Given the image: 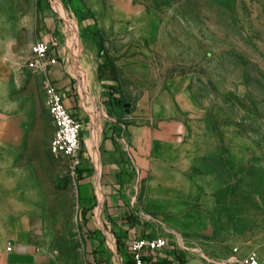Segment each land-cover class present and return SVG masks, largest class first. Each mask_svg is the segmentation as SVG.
<instances>
[{
  "label": "rangeland",
  "instance_id": "374dc122",
  "mask_svg": "<svg viewBox=\"0 0 264 264\" xmlns=\"http://www.w3.org/2000/svg\"><path fill=\"white\" fill-rule=\"evenodd\" d=\"M5 1L14 18L60 3L61 37L72 53L58 62L77 66L79 38L94 34L109 63L100 70L120 85L119 113L128 108L134 123L165 122L174 131V171L159 168L173 190H160L147 207L138 197L131 208L143 231L152 230L145 236L168 238L159 254L174 264H240L255 253L264 264V0H122L117 13H100L91 28L65 0ZM97 2L84 0V8ZM71 172L69 158L46 153L47 190L75 193ZM93 215L101 222L103 209ZM51 224V244L33 249L46 251L54 264H86L77 227ZM117 245L108 247L111 255L119 249L111 262L123 264Z\"/></svg>",
  "mask_w": 264,
  "mask_h": 264
},
{
  "label": "crops",
  "instance_id": "0c3cea01",
  "mask_svg": "<svg viewBox=\"0 0 264 264\" xmlns=\"http://www.w3.org/2000/svg\"><path fill=\"white\" fill-rule=\"evenodd\" d=\"M121 1L112 0L106 9L98 0L90 11L84 0H61L89 28L100 13H117ZM6 7L0 0V264H54L46 251L33 249L51 244L52 222L61 230L77 227L86 264H112L119 249L113 247L111 255L109 245L119 241L124 252L137 235L150 237L145 233L152 230L143 231V220L137 222L131 215L137 198L146 199L147 207L160 190H173V182L162 179L159 168L174 171V131L165 122L136 124L126 110L119 113L120 85L100 70L109 63L94 34L79 38L77 66L73 61L65 66L57 62L48 71L38 70L30 55L37 41L49 44L51 56L70 59L68 38L65 42L61 37V10L42 3L36 14L14 18ZM70 26L77 35L76 27ZM49 84L63 93L70 111L83 123L81 164L71 172L75 193L70 188L72 192L63 196L66 190L55 185L47 190L45 184L46 153H51L55 130L47 105ZM98 209H103L101 222L93 215ZM168 258L159 254L154 261L174 264Z\"/></svg>",
  "mask_w": 264,
  "mask_h": 264
},
{
  "label": "built area",
  "instance_id": "2783aa9c",
  "mask_svg": "<svg viewBox=\"0 0 264 264\" xmlns=\"http://www.w3.org/2000/svg\"><path fill=\"white\" fill-rule=\"evenodd\" d=\"M32 65L38 70L48 71L52 64L58 62V57L51 56L49 44L37 41L32 46ZM47 105L55 125V130L50 142V152L54 156H63L71 160V169L74 171L81 164V134L83 123L70 111L63 93L53 84L47 85ZM169 246L165 236L135 237L125 247L123 264H173L170 262L155 263L160 252ZM114 247H116L114 245ZM12 246H8L11 250ZM115 249V248H114ZM236 251V250H235ZM117 254V259H119ZM240 264H259L255 253L237 259Z\"/></svg>",
  "mask_w": 264,
  "mask_h": 264
},
{
  "label": "bare ground",
  "instance_id": "6f19581e",
  "mask_svg": "<svg viewBox=\"0 0 264 264\" xmlns=\"http://www.w3.org/2000/svg\"><path fill=\"white\" fill-rule=\"evenodd\" d=\"M57 7L60 9V5L57 3ZM70 29H69V34L68 37L70 36V38L75 42L76 38L74 37L75 33L73 32L71 26L69 25Z\"/></svg>",
  "mask_w": 264,
  "mask_h": 264
},
{
  "label": "water",
  "instance_id": "95a60500",
  "mask_svg": "<svg viewBox=\"0 0 264 264\" xmlns=\"http://www.w3.org/2000/svg\"><path fill=\"white\" fill-rule=\"evenodd\" d=\"M128 106H129V104L126 103V104H125V107H128ZM125 110H126L127 112H129V109H128V108H126Z\"/></svg>",
  "mask_w": 264,
  "mask_h": 264
},
{
  "label": "trees",
  "instance_id": "16d2710c",
  "mask_svg": "<svg viewBox=\"0 0 264 264\" xmlns=\"http://www.w3.org/2000/svg\"><path fill=\"white\" fill-rule=\"evenodd\" d=\"M122 252H123V250H122ZM125 253V251L123 252V254Z\"/></svg>",
  "mask_w": 264,
  "mask_h": 264
}]
</instances>
